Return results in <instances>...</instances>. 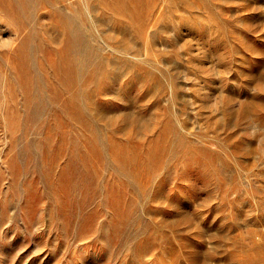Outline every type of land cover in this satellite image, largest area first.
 Segmentation results:
<instances>
[{
  "label": "rangeland",
  "instance_id": "374dc122",
  "mask_svg": "<svg viewBox=\"0 0 264 264\" xmlns=\"http://www.w3.org/2000/svg\"><path fill=\"white\" fill-rule=\"evenodd\" d=\"M0 264H264V0H0Z\"/></svg>",
  "mask_w": 264,
  "mask_h": 264
}]
</instances>
